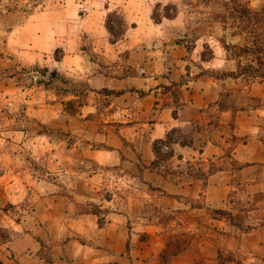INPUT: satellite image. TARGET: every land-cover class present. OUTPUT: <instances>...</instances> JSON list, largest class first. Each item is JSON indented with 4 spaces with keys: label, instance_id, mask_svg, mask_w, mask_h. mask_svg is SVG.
<instances>
[{
    "label": "crops",
    "instance_id": "1",
    "mask_svg": "<svg viewBox=\"0 0 264 264\" xmlns=\"http://www.w3.org/2000/svg\"><path fill=\"white\" fill-rule=\"evenodd\" d=\"M88 1L0 22V264H44L48 252L52 264H218L223 249L264 264V218L242 234L208 218L164 260L162 223L145 211L152 195L172 212L185 199L227 207L239 185L264 191V78L225 74L242 57L223 42L245 38L220 19L225 0ZM113 10L127 24L117 40ZM168 135L163 164L155 143Z\"/></svg>",
    "mask_w": 264,
    "mask_h": 264
},
{
    "label": "rangeland",
    "instance_id": "2",
    "mask_svg": "<svg viewBox=\"0 0 264 264\" xmlns=\"http://www.w3.org/2000/svg\"><path fill=\"white\" fill-rule=\"evenodd\" d=\"M71 1L72 0H0V22L4 23L5 25L10 24L12 22H20L24 19L26 15L36 14L39 10L42 9H45V11H51L52 9L59 8L61 5L66 6ZM241 1L247 3L246 0ZM74 2H80L82 4L80 7L81 11H86L87 8L90 6L88 0H74ZM220 5L223 6V1ZM262 8H264V6ZM164 12L165 11L163 9L162 11H159V13H154L157 20L159 19L160 15H165ZM167 12H172L170 7H168ZM227 15L228 13L225 10L223 14H220V17H225L227 23L230 25H239L237 19L228 18ZM108 22L114 25V31L116 32L120 31L121 29L125 31V28L127 27V24L121 12L115 10L108 13L106 24ZM232 29L235 30V28ZM242 34V36L245 37V32H243ZM122 35L120 37H122ZM59 51L60 50H57V52ZM229 52L231 53V51ZM55 55L57 56V54ZM245 61L246 58L242 57L241 62L244 63ZM42 75H44L43 72ZM40 78L44 80L43 77ZM46 131L48 135L54 133L50 130V128L49 130L46 129ZM59 133H61L60 135H65V133L62 132ZM68 140H70V137L68 138ZM3 150H5V148H3ZM167 158L168 157H165L163 159H160L159 161L164 164ZM7 162V159L1 157L2 166L7 165ZM49 162L50 161L48 160L44 162V165H39L38 160L31 159L30 165L50 168L51 165L49 164ZM213 169H215V166L209 164L208 170L212 171ZM44 170H46L47 172H43L40 177L47 181H51L53 175L50 173V170ZM199 171V169H195L193 175L199 176ZM237 188V190L229 192V195L227 197L229 201V206L227 207H207L202 204L201 198H197L191 200H183L188 205L187 208L175 209L172 212L164 210L157 212L158 208L154 206V202L155 199L158 198L157 196H150L152 197V199H149L150 201L146 203L145 211L149 212L152 215L159 216V222L162 223L160 224L161 231L163 230L166 236L164 250H167V252L174 250V244H178L181 250L185 249L189 245L194 246L199 240L201 233L204 231V226L207 225L208 218L222 219L226 223H228L229 226L235 228L241 234L248 232L254 226H257L260 219L264 218V191L251 193L245 189L244 185H239L237 186ZM216 208H221L230 211L233 215V220L235 224H237L238 226L231 225L226 218L215 215L211 210ZM81 209L92 210L94 212L99 211L97 206L94 204L92 206H82ZM248 257L251 256L247 255L246 253L236 254L223 249L218 252V264H244L242 259ZM44 258V264L52 263L51 260H48L51 259L49 252L44 254Z\"/></svg>",
    "mask_w": 264,
    "mask_h": 264
},
{
    "label": "trees",
    "instance_id": "3",
    "mask_svg": "<svg viewBox=\"0 0 264 264\" xmlns=\"http://www.w3.org/2000/svg\"><path fill=\"white\" fill-rule=\"evenodd\" d=\"M223 6L228 13V18L237 19L239 25H230L227 23L225 17H220V19L229 26L231 30V34H242L245 32L244 43L242 45L239 44H226L223 42L224 48L229 52L231 51V55L236 57H245L246 61L244 63L238 62V68L236 71L226 72L225 74L228 76L237 77L239 75L255 78L260 77L264 78V8L260 10H252L248 5V2H242L241 0H225L223 1ZM168 7L166 6L164 9V13L166 16H170L171 14L167 12ZM153 20L157 21L155 14L153 13ZM107 27L110 31L112 40H117L123 33V29L116 32L114 31V25L112 23H107ZM232 28H235L233 30ZM262 29V31H261ZM174 141V137L168 135L165 139V142L171 143ZM186 140L182 139V143H186ZM155 153L157 155V160L168 157L171 153L169 150L166 153H162L158 147L157 143H155ZM215 215L226 218L231 225L238 226L235 224L233 220V215L230 211L216 208L211 210ZM174 250L167 252V250H163L161 257L166 260L172 255L178 254L181 249L178 244H174ZM166 251V252H165ZM49 261L51 259H48ZM51 263V262H50ZM52 264V263H51Z\"/></svg>",
    "mask_w": 264,
    "mask_h": 264
},
{
    "label": "built area",
    "instance_id": "4",
    "mask_svg": "<svg viewBox=\"0 0 264 264\" xmlns=\"http://www.w3.org/2000/svg\"><path fill=\"white\" fill-rule=\"evenodd\" d=\"M184 43L186 45H190L191 44V42L189 40H187V39L184 41ZM157 147L162 153H166V152H168L170 150V144L165 142V141L158 142L157 143Z\"/></svg>",
    "mask_w": 264,
    "mask_h": 264
},
{
    "label": "water",
    "instance_id": "5",
    "mask_svg": "<svg viewBox=\"0 0 264 264\" xmlns=\"http://www.w3.org/2000/svg\"><path fill=\"white\" fill-rule=\"evenodd\" d=\"M53 72H54L53 68L49 69V70L46 72L44 78H45L46 80H48V79L53 75Z\"/></svg>",
    "mask_w": 264,
    "mask_h": 264
}]
</instances>
